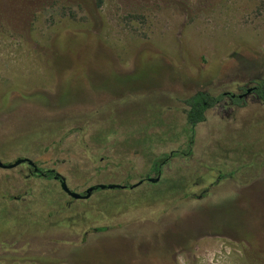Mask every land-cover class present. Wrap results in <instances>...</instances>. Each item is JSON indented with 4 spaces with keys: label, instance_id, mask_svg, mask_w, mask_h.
Instances as JSON below:
<instances>
[{
    "label": "rangeland",
    "instance_id": "374dc122",
    "mask_svg": "<svg viewBox=\"0 0 264 264\" xmlns=\"http://www.w3.org/2000/svg\"><path fill=\"white\" fill-rule=\"evenodd\" d=\"M257 78L264 0H0V264H264V106L181 101Z\"/></svg>",
    "mask_w": 264,
    "mask_h": 264
},
{
    "label": "trees",
    "instance_id": "16d2710c",
    "mask_svg": "<svg viewBox=\"0 0 264 264\" xmlns=\"http://www.w3.org/2000/svg\"><path fill=\"white\" fill-rule=\"evenodd\" d=\"M244 91L245 92L251 91L255 93L258 99L260 100V102L264 105V79H258V78L254 79L252 81V87H250L249 90L245 89ZM227 97L232 98V100L238 104H241L242 102L245 101L244 96H240L236 94L234 95V93L232 92L211 94L210 92L204 90H198L192 95L183 98L182 102L185 105L184 113H185L187 132H189L192 136L196 126H198L199 124L203 123L206 120L207 111L217 106ZM51 173L52 170L50 171V175H52Z\"/></svg>",
    "mask_w": 264,
    "mask_h": 264
},
{
    "label": "flooded vegetation",
    "instance_id": "af4514ba",
    "mask_svg": "<svg viewBox=\"0 0 264 264\" xmlns=\"http://www.w3.org/2000/svg\"><path fill=\"white\" fill-rule=\"evenodd\" d=\"M252 81L253 80H251L250 82H248V83H245V84H243V85H241V86H239V91L238 92H235V91H222V92H232V93H234V95L236 94V95H240V96H244V99H245V101L244 102H242L241 104H238V103H236V102H234L233 100H232V98H230V97H227V98H225L222 102H220L217 106H215L214 108H212V109H210V110H208V111H211V110H214V109H217V108H219L220 106H222V105H225V104H227V105H231V107H232V110L234 111L235 109H242L246 104H247V101L249 100V98H252V99H255V100H257V102H259L261 105H263L261 102H260V100L258 99V97L256 96V94L255 93H253V92H251V91H247V92H245L244 90L245 89H248L249 90V88L250 87H252ZM198 91V90H197ZM204 91H207V90H204ZM196 92V91H195ZM195 92H193V93H195ZM208 92H210V91H208ZM222 92H220V93H222ZM192 93V94H193ZM211 93V92H210ZM192 94H190V95H192ZM211 94H213V93H211ZM216 94H219V93H216ZM189 95V96H190ZM186 98V97H185ZM182 101V100H181ZM184 104V103H183ZM185 106V105H184ZM264 106V105H263ZM184 109V108H183ZM207 111V112H208ZM183 112H184V110H183ZM184 115H185V113H184ZM206 118H207V114H206ZM197 127V126H196ZM184 128H185V130H186V120H185V124H184ZM196 129V128H195ZM176 130H177V128H176ZM187 131V130H186ZM189 133V132H188ZM190 134V133H189ZM190 137V136H189ZM191 138V137H190ZM178 153L180 154H182L183 155V153L184 152H182V151H180V152H178V149H174V150H172V151H170L159 163H157L156 164V166L158 165V167H157V172H160L161 170H162V168H163V166L164 165H166L168 162H169V160L170 159H172L174 156H177L178 155ZM52 170V175H50V171ZM58 172H56L54 169H49V170H42L41 169V173H33V171H31V174L30 175H33V174H35V176H39V177H45V178H47V179H54V180H56V181H58L60 184H61V179H62V177H58V178H56L55 177V175L57 174ZM50 177H53V178H50ZM96 191V190H95ZM94 192V191H93ZM92 192V193H93ZM92 195V194H91ZM91 197V196H90Z\"/></svg>",
    "mask_w": 264,
    "mask_h": 264
},
{
    "label": "water",
    "instance_id": "95a60500",
    "mask_svg": "<svg viewBox=\"0 0 264 264\" xmlns=\"http://www.w3.org/2000/svg\"><path fill=\"white\" fill-rule=\"evenodd\" d=\"M25 161H28L31 165L34 164L31 160L25 158V159H19L16 162L11 163V164H4L2 161H0V167H3V168L14 167V166H17L18 164H20L22 162H25ZM158 180H159V178H148V181H150V182H156ZM141 183H142V181L139 182V183H136V184L132 185L131 187H136V186H138ZM61 186H62L63 190L69 196H71L74 199L89 198L91 196L92 192L95 191V190H97V189H99V188H101V189H106V188L115 189V188H124L125 187V185H120V184H110V185L97 184L95 186L89 187L88 189H86V191H85L84 194H81V193H76V192L72 191L68 187V185L66 184V181H65L64 178L61 179Z\"/></svg>",
    "mask_w": 264,
    "mask_h": 264
}]
</instances>
